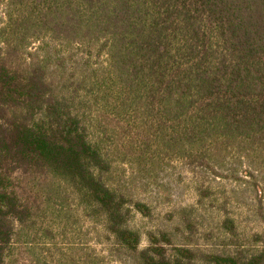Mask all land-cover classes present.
Instances as JSON below:
<instances>
[{
	"label": "trees",
	"instance_id": "1",
	"mask_svg": "<svg viewBox=\"0 0 264 264\" xmlns=\"http://www.w3.org/2000/svg\"><path fill=\"white\" fill-rule=\"evenodd\" d=\"M174 163L239 166L263 229L142 247L114 173ZM85 220L137 264H264V0H0V264H113L63 243Z\"/></svg>",
	"mask_w": 264,
	"mask_h": 264
},
{
	"label": "rangeland",
	"instance_id": "2",
	"mask_svg": "<svg viewBox=\"0 0 264 264\" xmlns=\"http://www.w3.org/2000/svg\"><path fill=\"white\" fill-rule=\"evenodd\" d=\"M230 169L234 171L217 175L174 163L161 170L155 179L143 182L130 168L118 167L115 181L126 182L133 197L153 210L151 218L137 214L132 222V227L143 236L142 247L148 244V232L165 230L177 235L176 246L222 252L227 238L222 223L227 215L235 219L243 235L261 231L263 225L256 212L250 180L239 166ZM203 189L209 197H202ZM187 222L194 225L192 234ZM97 228L85 220L63 243L84 252L95 251L108 263L137 264L124 250L115 249L107 234Z\"/></svg>",
	"mask_w": 264,
	"mask_h": 264
}]
</instances>
